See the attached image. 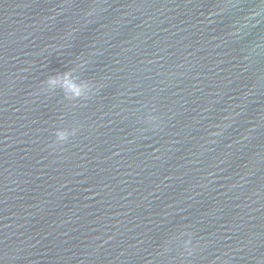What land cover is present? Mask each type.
<instances>
[{
    "label": "water",
    "instance_id": "obj_1",
    "mask_svg": "<svg viewBox=\"0 0 264 264\" xmlns=\"http://www.w3.org/2000/svg\"><path fill=\"white\" fill-rule=\"evenodd\" d=\"M0 264H264V0H0Z\"/></svg>",
    "mask_w": 264,
    "mask_h": 264
},
{
    "label": "clouds",
    "instance_id": "obj_2",
    "mask_svg": "<svg viewBox=\"0 0 264 264\" xmlns=\"http://www.w3.org/2000/svg\"><path fill=\"white\" fill-rule=\"evenodd\" d=\"M67 76H68V73L57 74L56 76L49 77L47 80V83L49 85L55 84L59 81H62ZM88 89H89V83L87 81H83L76 85L75 90L72 93V96L80 97V96L86 95ZM68 136H69V132L67 130L57 129L55 131V137L57 141H65L68 139Z\"/></svg>",
    "mask_w": 264,
    "mask_h": 264
}]
</instances>
